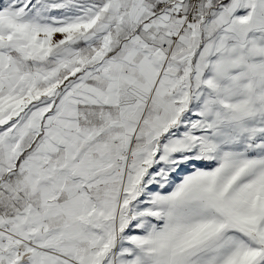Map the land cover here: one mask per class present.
<instances>
[{"label":"snow or ice","instance_id":"obj_1","mask_svg":"<svg viewBox=\"0 0 264 264\" xmlns=\"http://www.w3.org/2000/svg\"><path fill=\"white\" fill-rule=\"evenodd\" d=\"M0 264H264V0H0Z\"/></svg>","mask_w":264,"mask_h":264}]
</instances>
